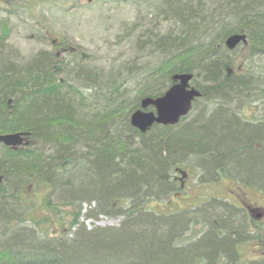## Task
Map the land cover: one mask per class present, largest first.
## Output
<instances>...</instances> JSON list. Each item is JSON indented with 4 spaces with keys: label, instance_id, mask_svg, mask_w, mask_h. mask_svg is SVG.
<instances>
[{
    "label": "trees",
    "instance_id": "trees-1",
    "mask_svg": "<svg viewBox=\"0 0 264 264\" xmlns=\"http://www.w3.org/2000/svg\"><path fill=\"white\" fill-rule=\"evenodd\" d=\"M21 1L0 0V11L16 10ZM153 3L165 10L170 28H151L132 42L131 61L107 71L75 63L68 73L56 74V58L47 51L27 61L0 46V135L26 132L30 140L18 150L0 144V264H214V253L228 249L227 243L209 236L191 253L183 240L197 226L202 232L209 224L213 233L211 227L222 222L210 218L229 213L222 203L207 213L164 217L148 204L179 192L173 179L184 164L204 175L216 168L244 172L242 180L233 176L237 185L264 194V119L245 124L240 111L236 117L227 111L233 98L241 107L250 104L264 86L260 75L233 66L224 45L228 36L245 34L248 46L242 48L251 56L264 54V0ZM182 73L193 75L192 86L201 93L197 101L213 106L214 113L206 117L203 105L192 120L186 116L175 126L154 125L145 134L134 129L130 115L141 99L163 96L173 75ZM56 191L70 199L62 206L67 210L53 206ZM91 200L98 207L89 217L118 210L122 227H81L83 202ZM36 209L45 216L37 217ZM77 226L70 241L66 231Z\"/></svg>",
    "mask_w": 264,
    "mask_h": 264
},
{
    "label": "rangeland",
    "instance_id": "rangeland-1",
    "mask_svg": "<svg viewBox=\"0 0 264 264\" xmlns=\"http://www.w3.org/2000/svg\"><path fill=\"white\" fill-rule=\"evenodd\" d=\"M152 4H154L153 0H22L20 8L15 10L6 7L3 11H0V38H2L0 46L8 47L9 51L14 53L17 58L30 61L42 51H47L53 57L55 52L51 48V41L54 38H59L60 42L76 48L77 54L74 55L69 52L63 55L58 62L55 59L54 67L62 66V72L68 73L73 65L78 63L82 66L107 71L113 66L118 67L131 61L136 56H133L134 54L131 51L132 42L146 35L151 28L157 27L156 29H159L161 33L170 28L172 21L165 17V10L155 9ZM3 22L6 29L2 27ZM129 29L131 30L129 31ZM5 30L7 31L5 32ZM47 32H50L48 40L45 39ZM249 52L241 47L232 52L230 56L233 66L242 65L243 73L249 72L262 77L264 73V54L251 56ZM82 54L86 58L82 59ZM81 91L85 94L93 92L91 89H82ZM252 96L250 104H246V110L242 107L239 108L243 118L251 123L258 121V108L260 105L258 91L254 92ZM203 105L207 113V116H205L210 117L215 108L213 106L205 107L204 102L197 101L187 115L186 120H192ZM196 161L195 159L194 162ZM184 166L186 171H190L186 172L190 176L187 181L189 184L187 187L188 201L184 200L185 194L183 192H180V195H174L173 193L162 201H154L148 204L149 211L164 217V215L183 213L187 211L188 206H190L188 209L194 208L200 205L201 201H208L211 198H219L230 202L233 198L230 193L229 200L228 189L236 190L234 187L238 186L239 183L235 178L242 180L244 175V172H234L232 170L228 172V174L230 173L229 179L215 175L216 172L204 176L201 168L195 167L194 164H184ZM217 178H223L222 181L220 180L221 182L219 181L220 183H217V187H204V185L211 184ZM41 185L48 186L49 184L42 183ZM54 185L57 189L62 188L59 187L61 185L59 181H56ZM239 192L241 195L244 193L247 197L245 200L242 199L246 202V205L249 204L264 211V194L258 192L257 189L255 191L239 190ZM63 199L58 191L54 193L52 198L53 206L58 207L60 211L67 210L68 208L63 209L62 206H68L65 203L70 202V199ZM97 207L98 202L95 200L83 202L82 216L79 220L81 227H84L88 232L122 227L125 218L118 210L113 213L97 214L95 217H89L88 212L96 210ZM23 212L19 211L18 213L22 214ZM35 214L39 218L45 216L44 212L38 209L35 210ZM48 221L51 222V219H48ZM160 221L157 220L156 223L160 224ZM47 228L54 235V238L58 237L54 225L49 224ZM163 228V230L167 229L166 225ZM211 228L215 232V226ZM78 229L79 226L66 231L69 232L67 238L70 241L73 240ZM130 231H134V228L132 227ZM192 231L195 232L198 229ZM252 248L255 251L258 249V247L253 246ZM192 252L197 253L194 249ZM249 255L251 259L263 258L255 253H249Z\"/></svg>",
    "mask_w": 264,
    "mask_h": 264
},
{
    "label": "flooded vegetation",
    "instance_id": "flooded-vegetation-1",
    "mask_svg": "<svg viewBox=\"0 0 264 264\" xmlns=\"http://www.w3.org/2000/svg\"><path fill=\"white\" fill-rule=\"evenodd\" d=\"M50 33L48 32L46 39L49 38ZM51 48L54 50L55 53L54 56L58 60L63 57V55L70 52L69 46L64 43H60V40H57L55 45L51 44ZM58 53H60V56H57ZM74 55L77 54V49L73 50L72 52ZM237 73H234L235 75ZM263 80V86H264V73L262 75ZM242 108L245 109V104H242ZM10 106V105H8ZM240 104H235V98L232 99V103L230 106L227 107V111L230 112L233 116H238V111H240ZM259 117L264 119V88L260 96V105H259ZM240 117L241 113H240ZM243 123H250V121H246L243 119ZM230 172V170H227ZM175 172H180V175L178 177H175L173 181L175 184L179 185V193H174V195H180V192H183L185 195L184 200L188 201L189 195H188V179L190 176L186 172V170L177 169ZM196 172V171H195ZM201 172H204L203 169H201ZM206 172V171H205ZM217 176H222L224 178H230V173L224 172L222 169L216 168L215 171ZM219 174V175H218ZM205 176V175H204ZM223 179V178H222ZM222 179H215V181H212L211 184L204 185V187L209 188H215L217 187V183H220ZM221 180V181H220ZM220 181V182H219ZM236 190L228 189V196L230 200V193L232 194L233 200L224 201L220 200L219 198H211L208 201H201L200 205L188 209L190 206H188L186 209L187 211L184 212H197L199 210V213H207L206 211L208 208L212 205H219L218 203H222L220 206L225 207L227 210H229L228 216L223 218H217L213 219L210 218L212 221V224L222 222L220 226H216L215 229L217 231L213 233H209L208 225H205V229L202 232L198 231H192L188 230V232L184 236L183 240V246H188L191 249H194L195 251L199 246L201 245V242L204 241L207 237H212L216 241H222L224 245L227 243L229 247L228 249L220 250L215 252L214 256L216 259H214V264H264L261 262H264V211L260 209H256L255 207L251 205H246V202L242 201V199L245 200L247 198L244 193L243 195L240 194L239 190L245 191V190H253L255 191L256 188L251 186H245V185H238L236 187ZM219 189V188H218ZM260 192V191H258ZM181 209V208H180ZM171 215V214H170ZM192 220H198L206 222V220L203 217H192ZM191 222L193 223V221ZM210 221V220H209ZM199 229L200 227H195ZM194 228V229H195ZM226 246V245H225ZM253 247H258V249L255 251ZM249 253H255L259 254L263 258L256 257L254 259L250 258ZM211 255V254H210Z\"/></svg>",
    "mask_w": 264,
    "mask_h": 264
},
{
    "label": "water",
    "instance_id": "water-1",
    "mask_svg": "<svg viewBox=\"0 0 264 264\" xmlns=\"http://www.w3.org/2000/svg\"><path fill=\"white\" fill-rule=\"evenodd\" d=\"M247 45L248 39L245 34H232L225 41V47L230 52ZM73 50L74 48L70 47V51L72 52ZM59 55L60 53H58ZM84 58L86 56L83 54L82 59ZM61 70V66L55 68V72H61ZM172 79L174 85L163 96L156 99L150 97L143 98L140 109L131 114V125L140 133L145 134L154 125L169 126L177 124L183 117L188 115L192 103L201 97V93L191 86L193 75L187 73L176 74ZM63 81L61 79V82ZM10 104L11 100L8 105ZM149 108H152L154 111H150ZM28 138L29 134L24 132L1 134L0 144L17 150L20 147L29 146L30 142Z\"/></svg>",
    "mask_w": 264,
    "mask_h": 264
},
{
    "label": "bare ground",
    "instance_id": "bare-ground-1",
    "mask_svg": "<svg viewBox=\"0 0 264 264\" xmlns=\"http://www.w3.org/2000/svg\"><path fill=\"white\" fill-rule=\"evenodd\" d=\"M229 37V36H228ZM227 37V38H228ZM226 41V40H225ZM224 45H225V43H224ZM226 48V47H225ZM227 49V48H226ZM229 51V50H228ZM230 52V51H229ZM182 74H184V73H182ZM176 75V74H175ZM174 76V75H173ZM173 78V77H172ZM173 80V79H172ZM193 81V80H192ZM192 83V82H191ZM143 99V98H142ZM141 99V100H142ZM140 107H141V102H140ZM135 112V111H134ZM130 117H131V115H130ZM130 125H131V122H130ZM132 126V125H131ZM135 129V128H134ZM24 133H26V132H24ZM28 140H29V138H28ZM29 142H30V140H29ZM29 146H30V144H29ZM29 146H27V147H29Z\"/></svg>",
    "mask_w": 264,
    "mask_h": 264
}]
</instances>
